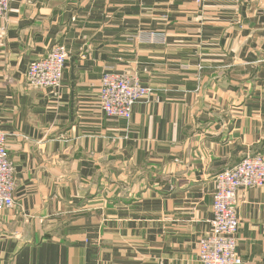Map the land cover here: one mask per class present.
Returning a JSON list of instances; mask_svg holds the SVG:
<instances>
[{"label": "crops", "instance_id": "obj_1", "mask_svg": "<svg viewBox=\"0 0 264 264\" xmlns=\"http://www.w3.org/2000/svg\"><path fill=\"white\" fill-rule=\"evenodd\" d=\"M55 44L61 86L29 87ZM105 72L151 87L130 120L101 110ZM0 131L16 180L0 264H201L214 177L264 154V0H12ZM238 216L243 264H264V187Z\"/></svg>", "mask_w": 264, "mask_h": 264}, {"label": "built area", "instance_id": "obj_2", "mask_svg": "<svg viewBox=\"0 0 264 264\" xmlns=\"http://www.w3.org/2000/svg\"><path fill=\"white\" fill-rule=\"evenodd\" d=\"M12 0H0V18H5ZM238 3L241 0H231ZM68 50L55 44L43 57L33 61L26 73L33 89L61 86ZM99 103L108 117L130 120L136 103L152 94L151 87L124 73L105 72L100 79ZM264 187V154H249L214 177L213 218L210 233L201 237L198 258L201 264H243L237 251L240 219V191ZM15 167L8 157L6 134L0 131V210L15 205Z\"/></svg>", "mask_w": 264, "mask_h": 264}]
</instances>
